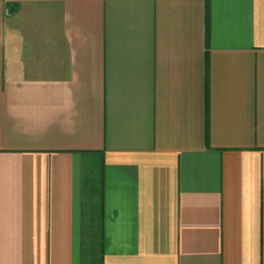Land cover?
Returning a JSON list of instances; mask_svg holds the SVG:
<instances>
[{"label": "crops", "instance_id": "obj_1", "mask_svg": "<svg viewBox=\"0 0 264 264\" xmlns=\"http://www.w3.org/2000/svg\"><path fill=\"white\" fill-rule=\"evenodd\" d=\"M0 264H264V0H0Z\"/></svg>", "mask_w": 264, "mask_h": 264}]
</instances>
